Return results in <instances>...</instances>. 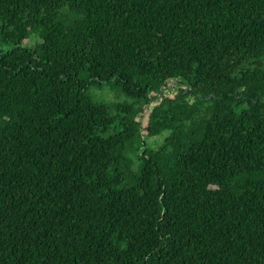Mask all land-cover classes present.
Returning <instances> with one entry per match:
<instances>
[{
	"label": "trees",
	"instance_id": "16d2710c",
	"mask_svg": "<svg viewBox=\"0 0 264 264\" xmlns=\"http://www.w3.org/2000/svg\"><path fill=\"white\" fill-rule=\"evenodd\" d=\"M0 264H264V0H0Z\"/></svg>",
	"mask_w": 264,
	"mask_h": 264
},
{
	"label": "rangeland",
	"instance_id": "374dc122",
	"mask_svg": "<svg viewBox=\"0 0 264 264\" xmlns=\"http://www.w3.org/2000/svg\"><path fill=\"white\" fill-rule=\"evenodd\" d=\"M89 94L94 99L104 101L106 103L122 102L125 100V97L120 92L109 86H103L101 88L92 87L89 90Z\"/></svg>",
	"mask_w": 264,
	"mask_h": 264
}]
</instances>
